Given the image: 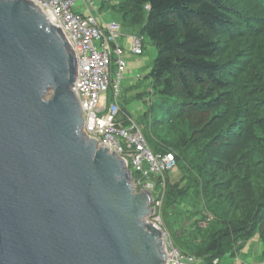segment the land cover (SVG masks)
<instances>
[{
    "label": "water",
    "instance_id": "water-1",
    "mask_svg": "<svg viewBox=\"0 0 264 264\" xmlns=\"http://www.w3.org/2000/svg\"><path fill=\"white\" fill-rule=\"evenodd\" d=\"M75 77L48 11L0 0V264H166L150 193L82 132Z\"/></svg>",
    "mask_w": 264,
    "mask_h": 264
},
{
    "label": "trees",
    "instance_id": "trees-1",
    "mask_svg": "<svg viewBox=\"0 0 264 264\" xmlns=\"http://www.w3.org/2000/svg\"><path fill=\"white\" fill-rule=\"evenodd\" d=\"M111 9L122 32L156 47L144 77L154 153L192 169L187 181L213 215L195 259H219L254 234L264 246V0H118ZM165 189L184 192L167 178Z\"/></svg>",
    "mask_w": 264,
    "mask_h": 264
},
{
    "label": "built area",
    "instance_id": "built-area-1",
    "mask_svg": "<svg viewBox=\"0 0 264 264\" xmlns=\"http://www.w3.org/2000/svg\"><path fill=\"white\" fill-rule=\"evenodd\" d=\"M50 15L51 24L57 27L68 44L76 64V77L73 85L82 111V132L98 146L111 147L126 164L130 171L135 190L150 193L155 180L160 179L164 187L165 174L176 169L172 152L154 153L145 140L142 128L129 116L121 117L119 109L120 82L126 68L122 58L124 49L121 40L124 37L120 24L115 20H98L92 14L73 11L80 0H30ZM144 42L141 37H128L126 51L141 56ZM116 57V78L111 81L110 67ZM112 82L113 96L110 103L102 105L101 98L106 95ZM106 102V99H104ZM136 174L137 179L133 177ZM136 191V192H137ZM167 249L166 264H195L197 259L183 254L172 244Z\"/></svg>",
    "mask_w": 264,
    "mask_h": 264
},
{
    "label": "rangeland",
    "instance_id": "rangeland-1",
    "mask_svg": "<svg viewBox=\"0 0 264 264\" xmlns=\"http://www.w3.org/2000/svg\"><path fill=\"white\" fill-rule=\"evenodd\" d=\"M106 4L111 7L110 1L105 0L102 12L106 11ZM98 6L100 8V5ZM143 40L144 50L141 56H134L126 50L122 54L126 68L123 79L119 84V107L127 112L126 116L131 117L142 128V132L148 140V146L154 152L159 133L153 131L152 134L148 124L149 120L146 116L154 97L151 96L152 93L149 91V86L148 90H146L147 83L143 78L152 67L156 56V47L148 38L143 37ZM121 46L124 48L122 43ZM115 61L116 57H113L110 67L111 81L116 78ZM137 71L143 78L135 79ZM134 83L139 86L133 87ZM112 96L113 88L111 82L106 95L101 98V104L105 105L110 103ZM48 97L49 95H47ZM104 99H106V102ZM162 149L166 150V148ZM192 172V169L189 167H176V169L166 175L165 178H167L169 185L177 186L178 192L184 191L178 197H169L166 194L167 188L165 189V183L163 187L161 184H158V180L154 181L155 187L152 192L151 204L153 210L147 220L156 224L161 230L165 245H169L170 242V244L178 248L183 254L185 253L196 258V254L193 251L203 247L204 235L206 237L205 233L210 230L214 218L206 207L204 198L197 193L195 186H192L190 181H187L188 176ZM134 178L137 179L138 176L134 174Z\"/></svg>",
    "mask_w": 264,
    "mask_h": 264
},
{
    "label": "crops",
    "instance_id": "crops-1",
    "mask_svg": "<svg viewBox=\"0 0 264 264\" xmlns=\"http://www.w3.org/2000/svg\"><path fill=\"white\" fill-rule=\"evenodd\" d=\"M111 7L106 4V11L102 12L105 0H80L74 7L73 11L81 14H92L100 21H119V17L112 11V6L117 4L118 0H109ZM100 5V8L99 6ZM121 43L124 45V50L128 48V37L132 34L124 33ZM149 72V71H148ZM147 72V73H148ZM130 74V73H128ZM139 72H136L135 79L143 78ZM144 79V78H143ZM147 83V84H146ZM148 90V82L146 81ZM139 86L134 83L133 87ZM137 91V90H135ZM137 93V92H136ZM135 93V94H136ZM138 94V93H137ZM233 252H229L223 257L215 260H198L195 264H264V246L258 234H254L249 239L237 242V246Z\"/></svg>",
    "mask_w": 264,
    "mask_h": 264
},
{
    "label": "bare ground",
    "instance_id": "bare-ground-1",
    "mask_svg": "<svg viewBox=\"0 0 264 264\" xmlns=\"http://www.w3.org/2000/svg\"><path fill=\"white\" fill-rule=\"evenodd\" d=\"M163 238V237H162ZM164 241V240H163ZM164 246H165V244H164Z\"/></svg>",
    "mask_w": 264,
    "mask_h": 264
}]
</instances>
